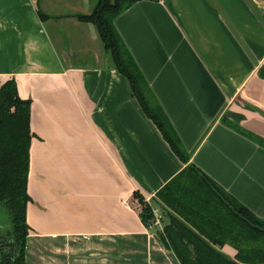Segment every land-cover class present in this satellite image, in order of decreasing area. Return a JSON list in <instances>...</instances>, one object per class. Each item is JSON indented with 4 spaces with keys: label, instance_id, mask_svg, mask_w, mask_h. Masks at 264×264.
Returning a JSON list of instances; mask_svg holds the SVG:
<instances>
[{
    "label": "crops",
    "instance_id": "crops-1",
    "mask_svg": "<svg viewBox=\"0 0 264 264\" xmlns=\"http://www.w3.org/2000/svg\"><path fill=\"white\" fill-rule=\"evenodd\" d=\"M94 6L0 0V89L15 79L32 104L26 264H181L157 194L189 165L264 221V0H143L114 21L188 163L96 27L72 17ZM135 193L159 225L143 224Z\"/></svg>",
    "mask_w": 264,
    "mask_h": 264
},
{
    "label": "trees",
    "instance_id": "trees-1",
    "mask_svg": "<svg viewBox=\"0 0 264 264\" xmlns=\"http://www.w3.org/2000/svg\"><path fill=\"white\" fill-rule=\"evenodd\" d=\"M96 3L89 15H72L81 23L96 27L105 50L116 69L126 77L148 117L153 119L177 156L189 158L171 135L169 126L145 95L144 79L115 29V19L143 0H92ZM44 22L49 16L38 9ZM31 101L19 96L15 79L0 89V208L9 218L2 234L14 248L0 242V264H26V243L30 234L27 207L31 169ZM262 143L261 140L255 138ZM160 203L171 213L170 224L161 238L181 264H264V221L238 203L193 165L187 166L157 194ZM141 205V220L150 228L156 222L154 209L135 193ZM1 236V235H0ZM229 245L237 254L234 259L222 249Z\"/></svg>",
    "mask_w": 264,
    "mask_h": 264
},
{
    "label": "rangeland",
    "instance_id": "rangeland-1",
    "mask_svg": "<svg viewBox=\"0 0 264 264\" xmlns=\"http://www.w3.org/2000/svg\"><path fill=\"white\" fill-rule=\"evenodd\" d=\"M35 1H37V0H35ZM77 1H79V0H77ZM92 1V0H91ZM93 2V1H92ZM80 3H81V1H80ZM94 3V5H96V3L95 2H93ZM78 6L80 7V8H82V6H81V4H78ZM39 9V8H38ZM42 9V10H41ZM44 9V10H43ZM46 9V6H43V5H40V10L43 12V13H45V12H49V13H52L51 11H49V10H45ZM45 11V12H44ZM59 11V10H58ZM64 11V10H63ZM59 11V12H57V13H59V14H65V13H69V11ZM93 11V10H92ZM46 14V13H45ZM76 15V14H75ZM56 16H54V18H55ZM56 18H59V17H56ZM43 22V21H42ZM43 23H45V28H46V30H47V32L49 31V29H48V25H47V23H46V21H44ZM110 56V55H109ZM0 224H1V227H3V226H8V224H9V218H8V215H7V213H6V211L4 210V209H2V208H0Z\"/></svg>",
    "mask_w": 264,
    "mask_h": 264
},
{
    "label": "water",
    "instance_id": "water-1",
    "mask_svg": "<svg viewBox=\"0 0 264 264\" xmlns=\"http://www.w3.org/2000/svg\"><path fill=\"white\" fill-rule=\"evenodd\" d=\"M0 240H1V243H2V244H4V245H8V246H10L11 248H14V244H13V242H9L8 239L2 237V238H0Z\"/></svg>",
    "mask_w": 264,
    "mask_h": 264
},
{
    "label": "built area",
    "instance_id": "built-area-1",
    "mask_svg": "<svg viewBox=\"0 0 264 264\" xmlns=\"http://www.w3.org/2000/svg\"><path fill=\"white\" fill-rule=\"evenodd\" d=\"M154 214H155V213H154ZM155 217H156V216H155ZM155 224H157V225L160 224V217H159V218H158V217L156 218V222H155ZM155 224H154V225H155Z\"/></svg>",
    "mask_w": 264,
    "mask_h": 264
},
{
    "label": "flooded vegetation",
    "instance_id": "flooded-vegetation-1",
    "mask_svg": "<svg viewBox=\"0 0 264 264\" xmlns=\"http://www.w3.org/2000/svg\"><path fill=\"white\" fill-rule=\"evenodd\" d=\"M1 236H0V238H2V237H4L2 234H0ZM5 238V237H4ZM0 242H1V240H0Z\"/></svg>",
    "mask_w": 264,
    "mask_h": 264
}]
</instances>
